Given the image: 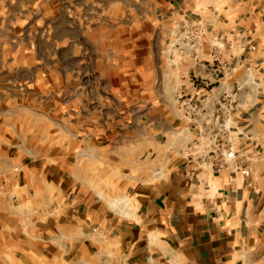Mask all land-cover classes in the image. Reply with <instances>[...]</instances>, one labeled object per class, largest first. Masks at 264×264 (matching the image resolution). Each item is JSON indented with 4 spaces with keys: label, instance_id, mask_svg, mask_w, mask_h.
Masks as SVG:
<instances>
[{
    "label": "crops",
    "instance_id": "crops-1",
    "mask_svg": "<svg viewBox=\"0 0 264 264\" xmlns=\"http://www.w3.org/2000/svg\"><path fill=\"white\" fill-rule=\"evenodd\" d=\"M154 3L155 44L106 86L23 102L0 63V264H264V0ZM184 17L204 46L171 65Z\"/></svg>",
    "mask_w": 264,
    "mask_h": 264
},
{
    "label": "rangeland",
    "instance_id": "rangeland-1",
    "mask_svg": "<svg viewBox=\"0 0 264 264\" xmlns=\"http://www.w3.org/2000/svg\"><path fill=\"white\" fill-rule=\"evenodd\" d=\"M154 2L0 0V52L6 56L0 63L6 61L11 68L15 54L17 62H22L23 102L46 99L48 78L58 98L68 87V79L74 90L79 84L87 90L93 88L100 77L106 86L111 69L120 67L125 57L155 44L153 38L149 41L159 33L152 13ZM170 31L167 24V37ZM31 67L39 74V83L31 80ZM48 70L52 71L49 75ZM225 95L237 98L238 91Z\"/></svg>",
    "mask_w": 264,
    "mask_h": 264
},
{
    "label": "built area",
    "instance_id": "built-area-1",
    "mask_svg": "<svg viewBox=\"0 0 264 264\" xmlns=\"http://www.w3.org/2000/svg\"><path fill=\"white\" fill-rule=\"evenodd\" d=\"M170 25L171 31L166 43L168 60L173 64L187 58L197 62L200 59L208 31L206 23L201 18L184 17L172 19ZM233 149L232 138L230 137L224 156L233 155Z\"/></svg>",
    "mask_w": 264,
    "mask_h": 264
}]
</instances>
